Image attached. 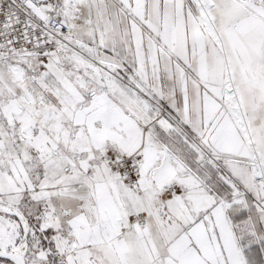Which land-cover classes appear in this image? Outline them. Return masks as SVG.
Instances as JSON below:
<instances>
[{
    "label": "rangeland",
    "instance_id": "1",
    "mask_svg": "<svg viewBox=\"0 0 264 264\" xmlns=\"http://www.w3.org/2000/svg\"><path fill=\"white\" fill-rule=\"evenodd\" d=\"M112 1L126 17V25L117 27L119 40L102 43L92 37L91 41L72 45L68 51L52 48L41 58L12 57L6 62L17 91L11 93L5 89L0 95V118L4 119L5 129L0 134V249L10 251L12 245L20 246L25 264L34 263L40 258L41 250L51 248L57 241L90 240L94 233L100 235L106 231L99 217L101 191L95 184L100 177L110 176L117 183L123 208L128 197L125 190L139 191V181L149 178L155 199L151 205L163 209L158 202L163 193L177 199L180 210L190 216L187 228L216 210L224 211L227 218L230 213L231 226L235 222L232 213L241 211L252 215V211H259L264 223V205L255 196L256 206L249 207L252 199L249 190L228 175L221 156L204 145L200 137H195L180 120L177 109L166 106L164 98L160 99L156 93L153 74L161 70L165 60L203 89L197 66L189 59L180 58L172 45L163 40L160 30L147 26L145 19L119 0ZM227 1L232 5L253 3L264 9V0ZM182 3L186 19L193 21L210 47L222 57V67L226 68L223 92L228 109L235 95L232 75L228 73L230 64L214 14V8L219 5L214 0H182ZM69 10L71 28L76 29L73 25L83 19V12L79 18V9L72 6ZM88 28L85 31L91 33ZM141 57L145 75L139 70ZM253 71L255 80L258 71ZM8 103H13L10 110ZM2 105L7 108L5 114ZM113 113L118 121L102 122L98 116ZM84 114H95L97 118L85 122ZM128 116L134 119L133 131L139 138V147L126 151L122 144H132L129 122L125 121ZM83 132L88 139L79 136ZM142 149L145 153H141ZM134 154L141 163V173L135 176L133 186H126L117 167L122 158ZM150 158L152 168L147 173L143 166ZM162 168L163 173L156 177L162 186L154 187L152 178ZM62 195L69 197L63 203L65 208H60L62 201H58ZM57 206L61 212L84 214L86 234L76 227H70L69 232L60 229L53 233L50 222L56 221L57 214L52 210ZM14 211L22 214L26 227L11 213ZM149 214L140 210L113 217L110 237L132 229L136 216L144 221L137 227H143ZM250 224L247 219L246 226L252 232L250 238L258 243ZM240 253L243 264H247ZM0 262L14 264L1 257ZM159 262L167 264L164 257L155 258L151 264Z\"/></svg>",
    "mask_w": 264,
    "mask_h": 264
},
{
    "label": "crops",
    "instance_id": "2",
    "mask_svg": "<svg viewBox=\"0 0 264 264\" xmlns=\"http://www.w3.org/2000/svg\"><path fill=\"white\" fill-rule=\"evenodd\" d=\"M119 1L145 19L147 26L160 30L163 40L172 45L180 58L189 59L197 66L203 89L165 60L161 70L157 69L153 74L156 93L160 99L164 98L166 106L177 109L180 120L195 137H200L204 145L221 156L223 168L232 179L249 190L252 196L249 207H255L258 194L252 184V176L255 172L264 176V9L253 3L232 5L227 0H214L219 5L214 8L216 25L230 64L231 72L228 69V73L232 75L234 84L232 90L235 99L229 101L231 107L226 109L223 92L226 68L222 67V57L210 47L209 41L198 32L193 21L186 19L182 0ZM68 2L65 17L69 21L72 6L80 10L79 18L83 12V19H79V23L73 25L76 29H72L77 40L91 41L92 37L102 43L119 40L121 34L117 27L126 23V17L119 13L114 1L65 0L64 3ZM85 28L91 33L86 32ZM125 36L127 40L128 33ZM143 62L141 57L139 70L145 75ZM253 70L258 71L255 80ZM5 89L11 93L17 91L6 63L0 61V95ZM11 105L13 103L7 105L9 110ZM6 110L2 105L3 114ZM98 116L102 122L118 121L114 113ZM92 118L96 119L97 115L84 114L85 122ZM128 118L125 121L129 122V134L132 133L129 140L132 144H122L126 151L132 150L130 147H139V138L133 131L134 119ZM3 120L0 118V134L5 132ZM79 136L89 137L85 136V132ZM141 153H145L144 149ZM152 162L150 158L144 163L143 168L147 173L152 168ZM163 169L152 178L154 187L162 186L156 177L163 173ZM109 178L100 177L95 183L101 191L98 193L101 203L99 217L106 231L98 235L94 228L96 233L90 240L71 243L57 241L51 248L41 250L40 258L32 264H151L157 257H164L167 264H243L240 251L247 264H264V223L259 211H252L253 215L250 212H233L235 222L232 226L228 222L230 213L227 218L222 210L212 211L202 216L200 223L194 222L188 229L186 225L190 222V216L180 210L177 199L163 193L158 200L163 209L151 205L154 195L150 188H154L149 178L139 181V191L125 190L128 197L124 208L120 203V200H124L118 194V185ZM67 198L65 195L58 197V201H62L60 208H65L66 204L63 203L68 201ZM60 208L57 206L55 211L52 210L57 215L56 221L52 219L50 222L51 231L58 233L60 229H66L69 232L70 227H76L86 234L85 215L61 212ZM140 210L150 213L143 227L134 225L123 235L110 237L113 217ZM247 219L251 222L258 243L250 238L252 232L246 226Z\"/></svg>",
    "mask_w": 264,
    "mask_h": 264
},
{
    "label": "built area",
    "instance_id": "3",
    "mask_svg": "<svg viewBox=\"0 0 264 264\" xmlns=\"http://www.w3.org/2000/svg\"><path fill=\"white\" fill-rule=\"evenodd\" d=\"M64 2L0 0V61L6 63L12 57L31 55L41 58L52 48L61 52L77 45L80 41L73 35L70 22L65 17L69 2ZM119 164L117 169L121 170L124 185L133 186L135 176L141 173V163L136 154L122 158ZM252 184L257 189L259 203L264 205V176L254 173ZM143 222L140 216L133 218V223L138 226Z\"/></svg>",
    "mask_w": 264,
    "mask_h": 264
},
{
    "label": "bare ground",
    "instance_id": "4",
    "mask_svg": "<svg viewBox=\"0 0 264 264\" xmlns=\"http://www.w3.org/2000/svg\"><path fill=\"white\" fill-rule=\"evenodd\" d=\"M13 215H15L16 217L19 218L20 222L23 224L24 227H26V221L24 220L23 216L21 213H19L18 211H14V212H11ZM3 252H5L4 254H2L1 256H4V257H9L8 254H6V252L8 251H5L3 250ZM23 252V250L20 248V246H17V245H12L11 246V249H10V252L9 253H12V254H16V255H21ZM12 259H16V262L18 264H25L24 263V259L20 257H14V256H10ZM23 259V260H22Z\"/></svg>",
    "mask_w": 264,
    "mask_h": 264
},
{
    "label": "water",
    "instance_id": "5",
    "mask_svg": "<svg viewBox=\"0 0 264 264\" xmlns=\"http://www.w3.org/2000/svg\"><path fill=\"white\" fill-rule=\"evenodd\" d=\"M10 251H8V252H6V254H8L9 255V257H4V256H1L2 254H4L5 252H3V250L2 249H0V257L1 258H6V259H9L10 261H12L14 264H18L17 262H16V259H12L10 256H14V257H20L19 255H14V254H12V253H9ZM22 258V257H21ZM23 260V259H22Z\"/></svg>",
    "mask_w": 264,
    "mask_h": 264
}]
</instances>
